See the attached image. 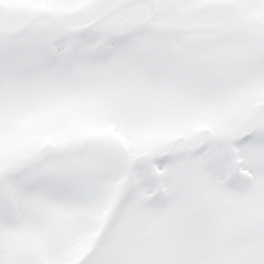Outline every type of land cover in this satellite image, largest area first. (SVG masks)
<instances>
[{"label": "snow or ice", "instance_id": "1", "mask_svg": "<svg viewBox=\"0 0 264 264\" xmlns=\"http://www.w3.org/2000/svg\"><path fill=\"white\" fill-rule=\"evenodd\" d=\"M0 264H264V0H0Z\"/></svg>", "mask_w": 264, "mask_h": 264}]
</instances>
